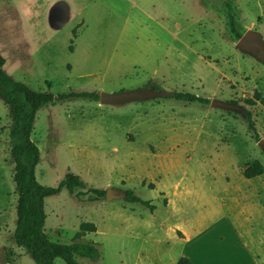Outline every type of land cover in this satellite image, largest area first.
Masks as SVG:
<instances>
[{
    "label": "rangeland",
    "instance_id": "obj_1",
    "mask_svg": "<svg viewBox=\"0 0 264 264\" xmlns=\"http://www.w3.org/2000/svg\"><path fill=\"white\" fill-rule=\"evenodd\" d=\"M230 16L236 32L252 29L264 40V8L254 1L95 0L75 15L58 11L65 25L34 46L9 0H0L5 70L31 90H49L55 100L153 86L209 100L113 106L67 99L38 110L31 141L40 152L39 184L57 187L73 173L87 188L131 190L155 206L150 212L124 196L89 202L85 189L45 199L44 229L53 243L98 245L99 259L78 263L176 264L184 257L192 264H264V181L243 177L254 161L264 169L258 145L264 143V65L236 48ZM213 99L239 110L212 108ZM10 125L0 98V264H34L12 238L17 193ZM84 223L96 232L77 240ZM240 260L247 262L235 263Z\"/></svg>",
    "mask_w": 264,
    "mask_h": 264
},
{
    "label": "trees",
    "instance_id": "obj_2",
    "mask_svg": "<svg viewBox=\"0 0 264 264\" xmlns=\"http://www.w3.org/2000/svg\"><path fill=\"white\" fill-rule=\"evenodd\" d=\"M234 28V21L230 16L229 30L234 35V40L237 41L243 33L236 32ZM5 64V58L0 52V98L10 110V156L14 162L13 182L17 193L13 241L18 247L26 251L34 264H54L56 259H61L65 264H80L76 258L97 260L100 258V250L98 245L93 242L74 241L70 244H58L49 239L44 229L46 220L45 199L57 195L62 190L74 195L85 189L88 201L96 202L104 199L106 193L102 190L87 188L79 176L73 173H67L57 187H45L39 184L35 177V168L40 161V152L36 144L31 141V135L36 114L40 108L67 99L98 102L99 95L96 92H71L59 95L54 100V95L49 90L34 91L27 85L13 79L7 74ZM47 87L50 88L51 84L47 83ZM170 98L187 104H209L208 99L190 93L172 92ZM247 103L250 104L251 101H247ZM246 121L248 129L255 132L249 112L246 113ZM260 176L263 177L264 181V169L258 161L252 162L243 172L245 179ZM123 200L126 203L145 206L150 209V212L155 210V206L151 205L149 201L141 200L131 190L125 191ZM95 232L96 227L93 224L84 223L75 238L78 240L86 234ZM176 264L192 263L187 258L182 257L178 259Z\"/></svg>",
    "mask_w": 264,
    "mask_h": 264
},
{
    "label": "crops",
    "instance_id": "obj_3",
    "mask_svg": "<svg viewBox=\"0 0 264 264\" xmlns=\"http://www.w3.org/2000/svg\"><path fill=\"white\" fill-rule=\"evenodd\" d=\"M94 1L95 0H10V3L18 14L22 35L25 40L31 42L34 46H39L40 43L51 41L56 32L59 31V25H65L63 18H58V11L69 10L75 15ZM248 1L251 3H253V1L257 2L264 8V0ZM186 237L188 239V236ZM229 262L231 261H225L224 264H234V261H232V263ZM237 262L245 263L247 261H235V263ZM248 264H257V262L252 261V263Z\"/></svg>",
    "mask_w": 264,
    "mask_h": 264
},
{
    "label": "water",
    "instance_id": "obj_4",
    "mask_svg": "<svg viewBox=\"0 0 264 264\" xmlns=\"http://www.w3.org/2000/svg\"><path fill=\"white\" fill-rule=\"evenodd\" d=\"M236 48L244 55L250 56L264 65V40L262 35L257 31L252 29L246 30L240 38L237 40ZM171 97L170 92H164L155 89L153 86L147 87L145 89L130 91V92H120L117 94H100L99 103L101 105H123L130 102H143L156 98H168ZM210 106L212 108H221L224 110L238 111V106L223 102L217 99L210 101ZM259 147L264 152L263 141L258 142ZM124 193L117 190H109L106 193L105 199L107 201H112L115 199L122 198Z\"/></svg>",
    "mask_w": 264,
    "mask_h": 264
}]
</instances>
